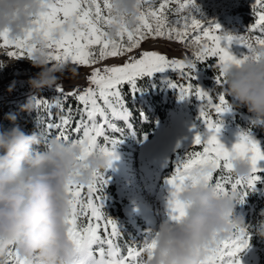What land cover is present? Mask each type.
Wrapping results in <instances>:
<instances>
[{
  "label": "snow or ice",
  "instance_id": "snow-or-ice-1",
  "mask_svg": "<svg viewBox=\"0 0 264 264\" xmlns=\"http://www.w3.org/2000/svg\"><path fill=\"white\" fill-rule=\"evenodd\" d=\"M253 4L256 18L246 32L259 31L254 37L220 34V25L205 24L193 15L195 0H139L136 28L130 30L122 25L112 36L108 31L115 20L111 0H46L44 10L33 21L35 27L24 37L12 40L0 32V48L15 49L6 52L8 57L34 58L38 52L37 45L32 42L35 33L39 35L43 48L47 49L46 52L39 50L40 54L45 55L48 62L60 66L70 62L91 67L108 58H126L122 65L94 67L84 88L66 90L58 84V96L51 102L34 98L37 109L43 106L46 110V119L40 121L42 136L78 143L82 149L81 160L97 149L118 159L115 148L121 142L120 138L108 133L124 135L125 129L116 121H124L127 129L131 128V113L123 92L125 85L135 93L141 90L137 87L140 78L167 70L178 73L183 83L174 81L169 86L178 90L180 99L194 95L201 101L199 118L207 126L209 135L202 140L197 134L193 146H199L200 150L189 151L177 160L166 181L171 187V195L188 186L190 181L201 179L214 184L222 193L235 192L239 203H243L248 190L255 188L261 180L259 173H264V166H260L264 161V150L244 134L230 150L226 148L218 139V114L228 111L225 95L219 92L216 96L218 102H214L212 95L192 81L196 78L194 73L199 63L214 60L215 79L220 88L224 84L226 66L260 58L254 55V50L264 49V0H254ZM150 37L184 45L191 51V58H169L156 50H141L138 55H133L134 50L140 49L141 43ZM233 42L246 51L233 54L230 51ZM68 100H75V107L66 103ZM212 110L216 119H213ZM75 116L80 119L74 121ZM98 138H103V146ZM237 157H247L251 161V174L244 179L232 174V161ZM197 169L207 171L197 178L192 175ZM107 183L104 174L94 173L86 185L72 181L67 186L71 199L66 223L69 238L78 252L76 264H147L156 242L150 236L139 244L127 242L122 246L118 242L121 237L118 224L104 211L103 189ZM168 208L173 220L184 215L183 206L171 198ZM248 241L244 227L236 228L227 239H214L206 249L203 264H241L239 254L248 247ZM4 264H25V261L10 250Z\"/></svg>",
  "mask_w": 264,
  "mask_h": 264
},
{
  "label": "clouds",
  "instance_id": "clouds-1",
  "mask_svg": "<svg viewBox=\"0 0 264 264\" xmlns=\"http://www.w3.org/2000/svg\"><path fill=\"white\" fill-rule=\"evenodd\" d=\"M46 0H0V32L12 40L24 37L35 27L33 21L44 10ZM114 22L109 34L115 36L121 26L134 30L138 24L139 0H111ZM38 52L29 59L39 69L29 79L30 87L39 92L59 84L67 72L78 69L72 63L63 66L48 62L39 50L43 43L33 35ZM254 55L240 64L226 66L224 84L220 87L225 97H231L237 106L246 107L254 123L264 122V49H255ZM13 64L12 58L0 60V66ZM8 91H12L9 86ZM29 97L22 111L35 109ZM11 126L0 124V264H4L10 250L25 264H76L78 252L69 238L66 219L71 197L66 191L70 182L88 184L94 173L104 174L115 160L97 149L83 160L78 143L54 136L45 139L41 131L26 133L12 113L5 115ZM232 174L244 179L251 174L247 157L232 161ZM207 170H194L192 175L202 177ZM172 191V190H171ZM170 198L184 208V215L173 220L169 213L150 239L156 246L149 253L147 264H203L206 249L214 239H227L238 227L245 228L242 217L235 214L239 203L235 192L222 193L212 183L201 179L190 181ZM260 215L264 217V209ZM256 234L264 238V219L256 227Z\"/></svg>",
  "mask_w": 264,
  "mask_h": 264
},
{
  "label": "rangeland",
  "instance_id": "rangeland-1",
  "mask_svg": "<svg viewBox=\"0 0 264 264\" xmlns=\"http://www.w3.org/2000/svg\"><path fill=\"white\" fill-rule=\"evenodd\" d=\"M253 3L254 0H195V7L192 8V13L199 20L207 19L206 24L220 25V34L250 35L254 37L259 35V31L255 33L246 32L256 18L254 16ZM239 8L241 12H233L234 9ZM206 16L207 18H205ZM244 18H248L246 23L243 21ZM224 43L227 42L225 41ZM141 48L143 50H156L168 57L170 55L169 58L179 59L178 56L183 54L184 46L177 42H169L163 38L152 39L150 37L147 41L141 43ZM7 49L15 51L13 48ZM230 51L239 55L246 50L233 42ZM12 58L13 64L6 68L14 70L15 73L4 77L3 80L10 79L12 83H22L30 76H35L39 71L30 62L24 63L23 59L26 57L21 59ZM125 59V57H117L108 58L104 61L107 63L106 66L122 65ZM75 66L78 69L75 74L65 73L66 75L62 76L63 80L68 79L65 81L67 84L80 82L81 70H79V65ZM153 75L149 78L151 79ZM194 75L196 78L193 84L209 93L201 82L200 73L195 70ZM165 77L166 75L163 72L160 73L158 79L163 80ZM70 86L76 88L79 85L71 84ZM214 102H218V100L215 99ZM200 109L201 101L194 95L181 99L177 107L169 111L160 120L153 115L152 107H149L148 112L154 118L152 136L149 139L137 140L131 134H127L116 146L115 153L118 159H115L112 166L104 172V176L108 180L103 189L105 197L104 211L110 218L112 216L116 217L114 220L117 222L120 231L128 225H134L137 240L134 239L132 242L142 243L146 237H149L152 232L158 229L159 223L167 218L171 187L166 181L173 173L177 160L183 158L185 154V145L180 141L178 134L193 131L194 137L199 134L202 140L209 135L207 126L199 118ZM191 111L194 112L193 116ZM211 114L213 119H216L214 110H212ZM225 114V112L218 114L220 124H226ZM261 123L264 124V122ZM35 126L42 127L41 124H36ZM73 138H76L75 134H73ZM218 139L229 150L238 140L236 137L226 134L222 128H220L218 133ZM98 142L102 146L104 145L102 139L99 140L98 138ZM260 166H264V161L260 162ZM216 175L218 173L214 174V179ZM115 200L121 205L124 218H121L119 211L116 210ZM146 204L148 205L146 210H138V207ZM246 208L244 202L238 203L235 214L245 220L247 216ZM112 210L115 212L111 215ZM84 223L86 224L87 220ZM246 233L249 241L248 247L239 254L241 264H264V252L262 254L260 252V248L264 250V238H254L247 230Z\"/></svg>",
  "mask_w": 264,
  "mask_h": 264
},
{
  "label": "trees",
  "instance_id": "trees-1",
  "mask_svg": "<svg viewBox=\"0 0 264 264\" xmlns=\"http://www.w3.org/2000/svg\"><path fill=\"white\" fill-rule=\"evenodd\" d=\"M233 12L238 13L241 11L239 8L234 9ZM205 18H207V16ZM200 20L205 24L207 23V19ZM247 20L248 18H244L243 21L246 23ZM187 51L189 52V56L191 58V51ZM214 64V60L199 63L196 67V71H198L201 75V82L203 86L209 91L210 95H212L215 100L217 94L221 92V90L216 83V69L213 67ZM14 73V70L8 69L6 67H0V79H3L8 75H13ZM164 73L166 77L163 80L158 79V76L160 75L159 72L154 73L151 79L149 77L140 78L137 81V87L141 90L135 93L131 91L129 85H125L123 87V92L125 93L126 106L131 113L129 117V123L131 124V128L127 129V126L124 121H116V123L120 128L125 129V136L127 134H131L132 137L134 136L137 140L149 139L152 136V131L154 128V118L152 117V114L148 112L149 107H152L153 115L158 120H160L163 119L169 111L175 109L180 103L181 99L178 90L173 87H170L169 84L170 82L174 81H176L177 83H183V81L180 79L178 73H174L170 70H167ZM193 82H195V80H193L192 83ZM72 88L75 87H68L66 90ZM28 100L29 99L24 100L22 105L26 104ZM48 101L51 102L52 100ZM66 103L71 104L73 107H75L76 105L75 100H68ZM21 106L16 109L15 112L12 114L16 116V122L26 133H29L31 131L33 124L40 123L41 120L46 119V110L43 106H41V108L39 109L35 107V109H33L32 111H22ZM193 114L194 112L191 111L192 116ZM55 118L56 117L54 116L53 119ZM79 119V116L74 117V121ZM22 122H26L27 125L22 126ZM2 125L7 128L11 126V122L7 119H4ZM108 134L110 136H114L115 138H120V140L124 138V135L120 137L119 133L113 134L109 132ZM178 137L183 143V145H185V154L183 155V157L189 151L200 150L199 146H193V131L179 133ZM101 139L103 140V138H99V140ZM259 175L261 176V180L256 183L255 188L248 190V194L244 198L246 206L248 207V213L245 219L246 230L248 231V233H252V237L254 238L260 237L256 234V227L259 221L261 219H264V217L260 215L261 210L264 209V173H259ZM114 205L116 207V210L119 211L118 213L120 214V217L124 218L121 205L116 200L114 202ZM113 212L115 211L112 210L111 215L113 214ZM112 219H116V217L114 218V216H112ZM120 233L121 237L119 238V243L121 245H125L127 242H132L134 239L137 240V234L133 224L126 226V228L120 231ZM260 252L262 254L264 250L260 248Z\"/></svg>",
  "mask_w": 264,
  "mask_h": 264
},
{
  "label": "built area",
  "instance_id": "built-area-1",
  "mask_svg": "<svg viewBox=\"0 0 264 264\" xmlns=\"http://www.w3.org/2000/svg\"><path fill=\"white\" fill-rule=\"evenodd\" d=\"M185 48V47H184ZM183 48V54L178 56L179 59L189 58V52ZM143 50L142 48L134 51L133 55H138L139 52ZM9 50L7 48L0 49V60H9L10 57L6 55V52ZM170 57V55H169ZM12 58V57H11ZM13 61V58H12ZM24 63H29L27 58L23 59ZM19 63V62H17ZM106 61H101L97 65L93 66H83L79 65V70L84 69L86 73H84V77L82 82L79 83H71L79 85L77 88H84L88 85L87 77L91 74V71L94 67L103 68L106 66ZM4 67V66H1ZM17 68V67H16ZM67 73V72H65ZM63 74L62 76L66 75ZM62 76L59 81V85L64 89L70 86L71 84L63 80ZM33 76H30L22 83H12L10 79H2L0 80V124L5 119V115L8 113H12L16 109H18L23 101L29 99V97L33 98H43V99H53L58 96L57 86L52 88H44L39 92H35L29 85V79ZM9 86H12V91H8ZM228 111H225L226 115V124L221 123L220 128L224 129V131L234 137L239 138L241 134L247 135L250 139L254 140L259 144L262 150H264V131L260 130L261 123H254L252 119V114L248 112L246 107L237 106L236 102L233 98H227ZM22 125H27L26 122H22ZM33 131H42L37 128H33ZM31 132V133H32Z\"/></svg>",
  "mask_w": 264,
  "mask_h": 264
},
{
  "label": "bare ground",
  "instance_id": "bare-ground-1",
  "mask_svg": "<svg viewBox=\"0 0 264 264\" xmlns=\"http://www.w3.org/2000/svg\"><path fill=\"white\" fill-rule=\"evenodd\" d=\"M81 71V76H80V82H82V81H84L83 80V77H84V73H86V70H84V69H80ZM148 207V205L146 204V205H141L140 207H138V210H140V211H143V210H146V208ZM151 207V206H150Z\"/></svg>",
  "mask_w": 264,
  "mask_h": 264
}]
</instances>
